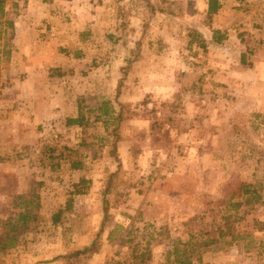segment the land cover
<instances>
[{"label": "rangeland", "instance_id": "rangeland-1", "mask_svg": "<svg viewBox=\"0 0 264 264\" xmlns=\"http://www.w3.org/2000/svg\"><path fill=\"white\" fill-rule=\"evenodd\" d=\"M219 2L209 19L204 0H17L14 39L0 40V239L18 212L36 219L0 264H127L147 244L149 264H177L173 246L195 216L230 182L264 176V0ZM75 50L85 51L76 69ZM43 59L78 74L64 96L79 102L80 127L65 124L60 97L41 104L26 69ZM89 73L118 77L116 87L84 82ZM252 218L264 222V208L200 264H264ZM99 230L95 253L66 259Z\"/></svg>", "mask_w": 264, "mask_h": 264}, {"label": "trees", "instance_id": "trees-1", "mask_svg": "<svg viewBox=\"0 0 264 264\" xmlns=\"http://www.w3.org/2000/svg\"><path fill=\"white\" fill-rule=\"evenodd\" d=\"M26 3V0H22ZM47 2L49 0H41ZM17 0H0V40L7 37L5 45L10 46V42L14 39V22L10 19V9L17 8ZM221 5L219 0H207V16L209 19L215 14ZM217 32L214 31L213 34ZM10 50H3V54L8 56ZM146 104V103H145ZM104 115L109 112L113 113V108H100ZM109 111V112H108ZM151 112H156L155 105ZM108 116V115H107ZM136 116L135 112L128 119ZM99 120L98 117L95 118ZM117 119L119 123L124 120L122 112H118ZM82 110L79 111L77 119L68 120L69 124H81L83 122ZM104 122H107L105 119ZM159 125L158 120L152 121L150 129L155 130ZM75 168V167H73ZM85 185V180L81 178L77 183L73 184L75 194L81 195L82 188ZM208 209L202 214L195 216V229H189L188 239L183 242L177 239L173 246L174 262L177 264H192V256L195 254V263H201L202 253L207 249L218 250L219 245L224 243L229 246L239 238V233L236 230V225L244 221L248 216L253 215L260 208H264V176L254 175L252 182H230L223 190V197L215 202L207 204ZM23 207H27L24 203ZM107 215V209L104 210ZM60 218V212L53 216L52 222L57 224ZM36 219V216L30 212H18L14 223H11L9 218L4 222V226L8 227L7 234L3 239H0V250H8L15 246L17 237L12 235L21 227H25L26 223ZM252 230L264 231V222L257 218L251 220ZM101 231L97 233L90 245L84 247L80 252L74 253L66 257H80L83 255L93 254L98 249V240ZM245 235H251L248 232ZM134 255L127 264H149L152 259V252L147 244L144 249L134 248ZM122 264V263H119Z\"/></svg>", "mask_w": 264, "mask_h": 264}, {"label": "crops", "instance_id": "crops-1", "mask_svg": "<svg viewBox=\"0 0 264 264\" xmlns=\"http://www.w3.org/2000/svg\"><path fill=\"white\" fill-rule=\"evenodd\" d=\"M205 3L207 2V0H204ZM206 7V11H207V3L205 4ZM49 28L48 26H45V28L43 29H47ZM33 29V30H32ZM35 28H28L27 33H29L31 30L34 31ZM39 31H42L41 29ZM29 47H31V45H28ZM19 49V47L17 46V50ZM31 51V48H30ZM26 53H28L27 49L25 51ZM22 52L21 53H25ZM68 53V52H66ZM85 53V51L79 52L78 50L73 51V53L69 54L68 56H72L73 58H76L78 61L75 66L74 69H76L77 67H80L79 59L78 58H82V55ZM18 54H20L18 52ZM17 54V55H18ZM48 54V52L45 54V52L43 53V56L46 57V55ZM40 55V54H39ZM36 56V54H35ZM47 58V57H46ZM30 60V59H29ZM32 60V59H31ZM43 60H47V59H43ZM42 61H40V64L37 66L36 63H28V67L26 69V71L28 72V78L32 79L34 81V85L36 88H41L42 90V95L43 98L41 99V104L48 106L50 105L48 97L50 96H56V97H60L59 101H60V111L61 113H69L66 115V119H65V124L69 127H80V125L78 124H69L68 120H75L77 119V111L79 110V106L78 103L79 102H74L73 98L71 100L72 95L70 93L66 94L64 96L65 93L69 92V88L72 86V83H64L67 81H71L74 80L75 78H79L78 74H72L71 70H68V68H65V65H57L56 67L50 64V61L47 60L46 63H49V65L47 66V64H42ZM72 61H74V59H72ZM93 61V60H92ZM43 68H45V73L43 72ZM70 69V68H69ZM73 69V68H71ZM43 73V74H42ZM75 75V76H73ZM110 74H106V75H97L93 77L92 73H89V77L86 80H83L84 82H98V81H103L104 80H112L111 85L113 87H116V84L118 82V77L117 79H114L113 77L111 78H107ZM31 77V78H30ZM82 81V80H81ZM93 85V84H92ZM91 86V84L89 85ZM67 87V88H66ZM93 89V88H91ZM89 90V89H87ZM56 92H59L58 95H55ZM52 94V95H51ZM61 94V95H60ZM46 97V99H44ZM31 98H29L30 100ZM23 100L26 102V100L23 98ZM53 107L55 108V110L57 109L56 107L58 105H56V102L52 103ZM24 105L26 106L27 103H24ZM97 105V104H96ZM101 105H105L102 104ZM113 110L116 111V108L114 107L113 103ZM49 107V106H48ZM72 168V167H71ZM75 171V170H73ZM76 172V171H75ZM79 180H75L73 181L74 183H77Z\"/></svg>", "mask_w": 264, "mask_h": 264}]
</instances>
